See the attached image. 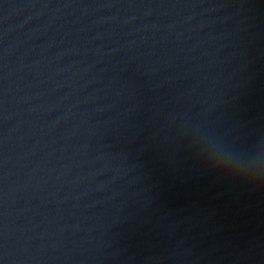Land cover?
Segmentation results:
<instances>
[{"label": "water", "instance_id": "obj_1", "mask_svg": "<svg viewBox=\"0 0 264 264\" xmlns=\"http://www.w3.org/2000/svg\"><path fill=\"white\" fill-rule=\"evenodd\" d=\"M0 264H264V0H0Z\"/></svg>", "mask_w": 264, "mask_h": 264}]
</instances>
